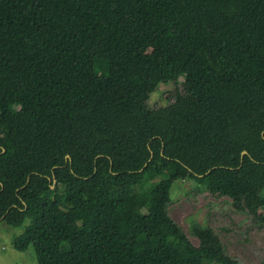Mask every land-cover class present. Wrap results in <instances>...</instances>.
I'll return each mask as SVG.
<instances>
[{"label": "trees", "instance_id": "1", "mask_svg": "<svg viewBox=\"0 0 264 264\" xmlns=\"http://www.w3.org/2000/svg\"><path fill=\"white\" fill-rule=\"evenodd\" d=\"M188 180L264 229V0H0V222L30 220L17 250L241 264L171 218Z\"/></svg>", "mask_w": 264, "mask_h": 264}, {"label": "rangeland", "instance_id": "2", "mask_svg": "<svg viewBox=\"0 0 264 264\" xmlns=\"http://www.w3.org/2000/svg\"><path fill=\"white\" fill-rule=\"evenodd\" d=\"M183 81L184 77H181L180 83ZM175 87L173 83L161 84L152 95L151 109L169 106L165 95L173 93ZM60 189L65 190L62 186ZM201 189L202 185L195 181L175 182L171 190L172 203L169 206L171 218L183 228L195 246L198 241L191 234L192 221L212 228L226 245L229 254L241 264H264V229L247 213L235 210L230 198L213 196ZM29 225L30 220L19 227H10L0 222V264H37L32 245L25 251L14 247V240Z\"/></svg>", "mask_w": 264, "mask_h": 264}, {"label": "water", "instance_id": "3", "mask_svg": "<svg viewBox=\"0 0 264 264\" xmlns=\"http://www.w3.org/2000/svg\"><path fill=\"white\" fill-rule=\"evenodd\" d=\"M248 152L245 150V151H243V155H245V154H247Z\"/></svg>", "mask_w": 264, "mask_h": 264}]
</instances>
